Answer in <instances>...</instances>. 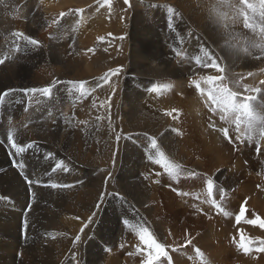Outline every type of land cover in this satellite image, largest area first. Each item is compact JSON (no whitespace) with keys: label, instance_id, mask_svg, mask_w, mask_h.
<instances>
[{"label":"bare ground","instance_id":"6f19581e","mask_svg":"<svg viewBox=\"0 0 264 264\" xmlns=\"http://www.w3.org/2000/svg\"><path fill=\"white\" fill-rule=\"evenodd\" d=\"M21 1L6 0L4 8L11 9V6L13 7ZM39 1H41V3L38 2L39 6L31 2L20 14H13L14 19L10 20V24L4 29L1 28L5 22L2 17L3 12L0 10V59L6 57L5 62L0 64V94H5L3 101H0V256L1 253L4 254L0 257V264H142L147 251L138 252L136 257L130 255L127 258L124 250H109V241L112 236L110 232L106 233V243L99 246L95 242V244L89 243L88 218L89 211H91L89 205L91 204V207L93 205L96 198L95 192L101 191L99 186L105 173H107L106 175L111 173L110 178H108L109 175L108 177L104 176L105 179H109L108 184L110 185L111 178L115 177L119 182L117 185H120L133 201L129 202L124 200L125 198L121 199L118 194H111L109 188L102 189L106 193L103 199L106 197L107 199L101 215V224L108 223L107 226L115 238L114 245L116 238H119L120 234H124V232L121 233V226L120 228L118 226L119 215L123 216L124 213H127L131 218L139 220V217L145 218L139 212L149 215L152 210H156L155 207L146 205L140 198L148 195V187L141 184L140 180L137 183L134 181L138 176L145 180L144 172L146 171L148 174L149 168L147 155L150 154H147V150H149L150 142L137 137L138 135L145 133L152 135V139H156L160 149L168 157H173L175 160L177 157L178 161L183 163L187 158L184 150L179 148L178 151L175 137L170 136L168 139H164L171 134V130H166L170 128L171 124L163 116L162 111L157 110V105L155 106V100L157 101L155 95L157 94L156 91H152L154 86L151 81L160 77L173 78V88L179 93L183 90L185 80L190 74L186 65L179 58L175 59L171 53V55L168 53L159 36L167 33L168 38H172V41L176 40L181 45L178 47H182L188 38L185 36L187 29L185 25L188 21L191 27L204 35L209 44L215 48L214 52H206L203 49L201 51L203 53L200 54L222 55L225 61H222L223 65H220L234 76L235 73L231 67L234 61H239V58L236 57L237 51L231 44L232 42L230 43L226 38L218 35L217 26L206 13L209 8L204 7L207 0H166L165 3L162 0H132L128 29L123 20L119 24L107 25L108 19L106 20L104 16L105 6L102 2L90 12L89 9H86L84 14L79 12V15L76 16L72 8L86 6L85 1ZM73 5L75 7H71ZM158 5L171 8L170 13H175V10L180 11L182 17L178 18L174 24L168 23L167 19H162L160 17L162 14L154 18L148 17L146 14L150 10L162 9ZM207 5L210 4L207 2ZM90 18L92 19L89 21ZM112 20L115 22L116 16ZM172 20L169 21L172 22ZM89 22L94 23L97 30L106 32L108 37H106L107 35L100 38L94 37V35L89 36L91 32L87 34L84 31ZM31 24L33 28H31ZM77 25L82 28L77 29ZM97 30L96 32H99ZM18 33L32 37L31 39L37 40L39 44H31L28 39L23 41ZM89 39H93V41L89 42ZM196 47L199 49L201 44L197 42ZM13 48L14 54L11 51ZM124 63L129 64L130 71L135 73H128L127 82L131 93H126L124 89L119 98L121 100L118 110V113L120 111L121 114L120 120L118 114L114 115L109 111L108 96L111 97L112 92L107 81L113 78L110 74L118 72V69L114 72L111 70ZM205 63L210 62L205 61ZM263 66V63H247L244 65L245 68L239 69V71L243 74L244 70H255ZM205 68L204 72H209L205 75L217 72L214 68ZM141 76L145 78H140ZM141 79H146L150 83ZM145 86L150 87V91L148 90L147 93L144 92V89L147 88ZM44 88L50 89V94L45 95L42 91ZM29 89L36 91L31 92L28 91ZM184 95L186 97L187 94ZM198 98L189 97L181 100L189 108L187 113L194 120H199L200 108L207 105L206 102L198 104ZM258 98L260 97L258 96ZM164 99L169 101L167 96ZM252 104L255 107L254 101ZM156 128H161L159 134L155 132ZM126 130L133 132L131 137H122L123 131ZM9 134L19 145L26 147L31 144L32 147H26L23 154H16L7 140ZM134 135L137 136L133 137ZM210 142L208 147L202 146L206 148L204 151H210L211 157L219 159L217 157L219 155H214V151H217L214 148V143L211 140ZM151 149L152 152L156 151L152 147ZM93 150H100L101 153L89 156V152ZM198 151L196 150L197 153ZM200 153H198V157L204 155L203 150H200ZM222 153L223 151H221ZM263 153L261 152V156H264ZM260 158L262 159V157ZM217 159L215 160L218 164L220 160L217 161ZM19 164L24 165L23 173L18 167ZM217 164L212 166L213 170ZM222 165L220 164V166ZM225 166L227 165L223 167ZM213 172L211 171V173ZM236 172L238 173V170ZM208 173L210 174V171ZM222 174H215L218 176V182L223 179L224 175ZM236 176L238 175L236 174ZM25 177L32 183H28ZM233 181L231 180L230 183ZM66 182H69L70 186L72 184L74 186L67 194L63 189L65 191L62 194L65 193V195L62 196L59 193L61 196L59 195L57 199L48 198L49 194L46 198L44 195L38 194V189L44 186L43 183L45 189L49 184L54 183L60 185L59 188L62 190ZM159 183L173 189L172 184H165L161 176ZM112 186L110 188H113ZM69 187L68 189H70ZM53 189L50 187L51 194ZM151 196L150 201L155 197ZM143 199L145 200V198ZM169 199L165 200L163 197H159L161 200L159 202L164 200V204L167 202V207L174 210L171 204L173 201L170 197ZM108 202L114 206L109 212ZM159 202H156L157 205L160 204ZM115 203L117 205H114ZM16 206L20 207L18 211L20 216L18 217L15 216ZM157 211L153 212L154 220ZM173 213H176L177 217V211ZM195 221L200 223L198 219ZM25 222H27V227H25ZM176 226L177 223L174 227L176 228ZM175 228L172 229H182L183 232L187 226ZM169 229L171 230V228ZM155 230V237L158 236L163 241L165 234H163V227L160 226V223L155 226ZM191 230L193 231V229ZM17 231L18 237L15 235ZM174 232L171 233L176 235ZM77 235L81 237L79 242H75ZM11 238L16 239L21 246L22 251H19L21 253L13 252L6 255L7 250H2L4 247L16 246L13 245V242L6 243V240ZM210 257L216 259L214 254ZM209 263L212 264L210 261ZM196 264H201V262Z\"/></svg>","mask_w":264,"mask_h":264},{"label":"rangeland","instance_id":"374dc122","mask_svg":"<svg viewBox=\"0 0 264 264\" xmlns=\"http://www.w3.org/2000/svg\"><path fill=\"white\" fill-rule=\"evenodd\" d=\"M0 1H1L0 10H2L3 12L2 17L5 22V24L1 26V28L3 29L7 27L8 24H10L9 22L10 20L14 19V16L12 15L20 14L22 11L26 9L25 7L29 5V3L33 2L35 3V5H38V6L41 3V1L39 0H37V2L36 0H33V1L22 0L21 2L16 3L13 7L11 6V9H10L6 7L4 8L5 6L4 3H6L5 2L6 0H0ZM83 1H85V3L87 4L84 7L77 8L75 7V5L71 6V7H75L72 9L76 13V16L79 15V12L84 14L86 9L87 10L89 9V12H90V10H92L93 8L94 9L96 8V5H99L101 2L102 4L104 3V0H83ZM162 1L165 3L166 0H162ZM131 2L132 0H129V2L126 4L124 0H110V4L104 3L103 4L105 6L104 16L106 17V20L108 19L107 25L109 26V24L111 25L113 23L119 24L120 21L123 20L124 25L127 26V29H128L129 19L131 16V9H132ZM207 2L210 5H207ZM231 3L235 8L234 7L233 8H229V7L221 8L218 4V0H207L206 3H204V7L206 9L209 8L207 10L208 12L206 13L210 16V20L213 21L218 28V35L222 38H226L228 42L230 43L232 42L231 44H233L234 49L237 51L236 57L239 58L238 59L239 61L238 62L234 61L235 64L233 63L231 67V70L235 73V76L233 74H229L225 68H224L223 73L215 72V73H210V74L211 76L223 75L225 77L223 83L226 84L233 91L238 92L239 94L237 97L238 102H243L246 97H254L256 99L252 101H254V104L256 103L257 105V106L255 105L256 110L264 111V109L260 107V105L264 104V84H261V81H264V66L259 69L257 68L255 70H252V69L244 70L243 74L241 73V71H239V69L245 68L244 65L247 63L254 62L257 64H261V63L264 64V58H263L264 53H262L259 48H255V47L250 48L252 43H261L260 37L258 35V29H257V32L254 33L250 29L245 28L244 23H243V17L242 16L237 17L235 15V11L237 9H241L244 7L241 4L240 0H231ZM158 6H161L162 9L161 10H150L146 15L150 18H154L162 14L160 15V17L165 20L167 19L168 20L167 22L170 24L176 23L178 21V18L182 17V13L180 11L175 10V13H176V16H175V13H170L172 11L171 8H168L165 6L163 7V5H158ZM27 12L30 13L29 10H27ZM220 12L226 13V18H222L218 14ZM249 15H251V13H249ZM114 16H116L115 22L112 20ZM91 19L92 18H90L89 21ZM170 19H173L172 22L169 21ZM6 21H7V24H6ZM255 23L259 24L258 16L255 18ZM185 26L187 28L185 31V36L186 38L187 37L188 38H187V41L182 46L183 48L178 47L181 45L176 40L172 41V38H168L167 37L168 35H166L167 33H164L163 35L159 36L164 42V45H165L164 48L165 49L167 48L166 50L168 51V53L169 54L171 53L172 57L175 59L179 58V60H181V62H183V64L186 65V67L188 68V73L190 75L189 77H187V79L185 78L186 82L184 83L185 85H183V88H182L183 90H181L179 93H177V90H174L173 88L174 79L173 78H168L169 79L168 80L167 78L160 77L158 79H152L151 83L153 82L154 88L159 89L158 91H156L157 95H155L157 99V101L155 100L156 102L155 106L157 105L156 107L157 110L162 111L163 116H165L168 119L169 123L171 124V126H169L170 128L166 129L167 131L171 130V134L166 136L164 139L166 140L170 136L175 137V141L178 144L177 145L178 151H179V148L184 150L185 154L187 155V158L184 159L185 162L183 163L182 161L181 162L178 161L177 157H175L177 159L175 160L173 157H168L165 154L166 157L172 163L178 164L180 166V169L178 170V174L166 173L163 167H161L160 165L154 164L152 161H150L147 158L148 163H149V168H148V174H146V171L144 172V177L146 179L143 180L142 177L139 178L138 176L136 180L134 181L135 183H137L140 180L141 184L145 185L146 188L148 187L147 188L148 195L145 197H140V198L142 201L146 203V205L151 206V207L153 206V208L155 207L154 209L156 210H152L149 213V215H146V213H141L138 211L141 216L143 215L145 217V218L139 217V220H137L138 218H136V220L131 218V216H128L127 213L123 214L124 217L118 214L120 216V223L118 224V226L119 228L121 226V233L124 232V234L123 233L120 234L123 238L120 235H119L120 239L116 238V244H115L116 246L113 243V241H115V238L113 237L114 235L109 230V227L107 226L108 223H105L104 225L101 224V221H102L101 215L104 211V204L106 203V199H107V197L103 199L106 193H104L102 189L104 190V189L109 188L110 189L109 192H111V194L112 193L118 194L121 199L125 198L124 200L126 201L128 200L129 202H131L132 199L125 193V191L120 185H117V183L119 182L116 180L115 177L111 178L112 183L109 185L108 178L111 177L110 175L111 173L110 174L108 173L109 177L108 175H106L107 173H105V175H103L102 183H100V186H99L101 188L100 189L101 191L98 193L95 192L96 198L93 202V205L92 207H91V204L89 205L90 207L89 210H91L89 211V215L92 217V222H89V243L95 242L97 246L106 243L107 242L105 240V238L107 237L106 233L110 232L112 236L109 241V245H110L108 247L109 250H112V249L113 250H124L125 256L127 258H129L130 255L132 257H136V255H138L140 252L144 253L148 251V249L143 244V242L139 240L134 229L144 226L154 235L156 233L155 226L160 223V226L162 225L163 227V231H164L163 234H165L163 236L164 240L161 241L157 235H156L157 237L155 238L156 239L158 238L157 241L158 242L161 241L160 243L166 246V251L169 253L172 264H196L197 262H201V264H204V263L210 264L209 261L212 264H220V263L221 264H264V252L257 250L261 247H264V228H260L258 224L251 225V224L246 223V220L255 219L256 217H260L262 220H264V156H261V152L262 153L264 152V144L261 145V143L264 141H261L259 144V148H260V151H259L260 155H259L257 151V144L255 143V141L249 142L245 138L244 133L246 131V125L244 123L241 124L240 131H237L236 125L234 123L228 122L229 120L234 119L232 115H229L227 121L220 119V116L222 113L220 112L219 108L208 99V96H207V91L210 86L208 84H205L202 80V77L210 76V74L205 75L206 73H209V72H204L206 71V68L203 67L202 64H197L195 62V59L199 57L202 61L204 62L208 61L211 63V61L207 60L206 55H201L203 53L201 51L204 49L206 52H214L215 48L211 44H209L208 40L204 37V35L200 34L197 30L195 31L191 27L188 21ZM31 28H33L32 24H31ZM76 28L81 29L82 27H80V25H77ZM96 30L97 28H95V24L94 23L91 24L89 22V25L86 26V29L84 31H86L87 34L91 32L89 33V36L94 35V37L96 36L98 38H100L103 35L104 36L107 35L106 32H103L101 30H100L101 32L99 30H97L99 32H96ZM20 37L21 39L23 38V41L24 39L32 38L25 34H23ZM106 37H108V35ZM92 41L93 39H89V42H92ZM197 42L201 44V47L199 48L200 51L196 47ZM245 48L248 49L247 50L248 52L244 50ZM11 51L13 54L15 53L14 48ZM177 54H180V55H177ZM211 56H213V58L217 56L215 59L217 60L219 64L223 65L222 61H225V59L222 55L216 54V55H211ZM90 59L91 58L89 56V60ZM116 69H118V72L115 73L114 75L110 74L113 76V78H110L107 81L110 91L112 92V96L111 97L108 96V105H109V111L114 115L118 114L121 120L120 111L118 113V110L121 106V100L119 98L121 97V94L123 93L124 89L126 93H131L130 88L128 86V82H127L128 73L134 74L135 72L130 71V65L125 64V63L117 65L111 71L114 72ZM250 73L251 75H249ZM140 78H145V77L141 76ZM142 81L149 82L146 79H143ZM194 82L200 83L201 88L204 90L203 95L200 93V91L196 89ZM149 86H145V88L147 87L146 89H144L145 93L150 91ZM252 89H260V91L258 93V92L252 91ZM183 93L187 94L186 97ZM166 96L169 98V101H165L164 98ZM258 96L260 98H258ZM189 97L198 98L197 99L198 104L205 103V102L207 104L206 106L203 105L200 108V112L198 115L199 120H194L191 115H188L187 111H189V108L185 104H183V102L181 101ZM122 103L124 102L122 101ZM171 109H174L175 111H172ZM169 112H171L172 114L167 115L166 113H169ZM200 115H202V118H200ZM214 115H217V116L211 117ZM223 128L228 129L230 140L224 137V134L222 132ZM160 129L161 128H156L155 132L159 134ZM117 133H118V130H117ZM132 134H133L132 131L126 130V131H123L122 137L128 138V137H131ZM146 134L147 133L141 134L138 136L134 135L133 137H136V136L141 137L147 142H150L149 143L150 145H148L149 150H147V154H150L151 156H155L156 151L152 152L151 151L152 149L150 147L153 136L146 135ZM257 135H258V130H257ZM210 140L214 143V148L217 149V151H214L215 153L214 155L216 156L219 155L217 156L219 159L215 157L214 158L217 159V161L220 160L218 164L216 163V160L213 157H211L212 155L210 154V151H206V150L204 151V149H206L204 147L209 146L208 144ZM260 145L261 147L263 146V148H261ZM199 149L203 150L204 152V155H202L201 157H198V155L201 154ZM196 150L197 151L199 150L198 151L199 154L196 152ZM221 151H223L222 154H221ZM100 153H101L100 150H93L89 152V156L99 155ZM195 153L197 156L195 155ZM190 154H192L195 157H193ZM150 155H147V157H149ZM209 156L211 159L209 158ZM247 156H249L251 159ZM260 157H262L263 160ZM212 161L215 164H217L214 168V170L217 168L215 172H213L214 171L213 167L215 164ZM222 163L224 164L222 165ZM206 164H208L209 166ZM220 164L222 166H220ZM224 165H227V166L223 167ZM205 166H207V168H205ZM203 168L206 171H203L204 170ZM235 170L236 171L238 170V173ZM209 171H210V174L208 173ZM211 171L213 173H211ZM217 173H223L222 175H224L223 179H221L219 182L217 181L218 176L215 175ZM236 174L238 176H236ZM104 176H107L108 178L105 179ZM160 176L162 177V180L164 181L165 184L171 183L173 189L169 188L168 185L166 186L160 185L159 183ZM230 179L234 181L230 183L231 181ZM208 180L213 181V193L211 196H209L208 190H207ZM43 185L45 186L44 183ZM49 185H52V184H49ZM49 185L48 187H46V189L49 188L48 190H46L44 186H42L43 188L42 187L39 188L38 194L44 195L45 198L47 194H49V196H47L48 198L57 199L60 195L59 193H61L62 196L65 195V193L66 194L70 193L69 190H71L72 186H74V184L70 186V183L66 182L63 185L64 188H62V190L61 188L56 187V189L55 188L54 189L55 190L58 189L57 192H55V190L53 189L54 191L52 190L53 193L51 194ZM111 186L113 188H110ZM68 187L70 189H68ZM63 189L66 190L64 194H62V192L65 191ZM241 193L242 194L244 193V194L241 196L240 195ZM151 195L155 197H153L152 200L150 201L152 197ZM159 197H163L165 200H170L169 197L171 198V200L173 201V203L171 204L174 210L177 211L178 213L177 217H176V213H173L175 211L167 207V202L165 204L163 202L164 200H162L163 204H161L162 202H159L161 201L159 200ZM143 198H145V200ZM213 201L215 202V204L213 203ZM156 202L157 203L159 202L160 204L157 205ZM114 205H117V204L115 203ZM215 205H220V208L218 209L217 207H215ZM241 206H243L246 209L245 218L242 219L240 223H237L235 220V217L236 215L239 214ZM113 207L114 206L112 205V203L108 202V208H109L108 212L111 209H113ZM16 209H17V212L15 213V216L18 217L20 216L18 212L20 207L16 206ZM115 209L117 208L115 207ZM160 210H163V211H160ZM169 210H171L172 212ZM154 211H157V214L155 216V220L157 221H155L153 218ZM225 212H227L228 215H225L224 214ZM25 213H27L26 210H25ZM150 215H152V217H150ZM145 219L148 221L144 222L146 221ZM197 219L198 221H200V223L195 221ZM125 220H128V222L132 224L131 225L129 224L128 227H125V224H124ZM185 222L186 224H184ZM18 223H20L19 219H18ZM176 223H177L176 228L180 226L181 227L183 226L184 228V226H187V229H185V231L183 230V232H182V229L177 230L174 227ZM169 228H171V230ZM172 228H175L176 230ZM191 229H193V231ZM100 230L102 231L99 232ZM170 231L171 232L175 231L174 233L176 235H174ZM15 233H16L15 235L18 237V231ZM165 238L167 239V243H166ZM13 240H14L13 238L6 240V243L11 244L13 242V245L14 244L16 245V246H11V247L8 246L9 248L4 247L2 250H7L6 255L13 253V252L17 253L19 251H22L21 246L18 244L16 239L14 241ZM189 241H191V243H188ZM242 243L244 244L245 247L248 248L247 252H245L244 249L241 247ZM84 247H85V244H84ZM138 247L142 250V251H139V253L137 251ZM68 250H71V248H68ZM213 254L215 255L216 259H212L210 257ZM2 255L4 254L1 253V256ZM208 255L210 256L208 257ZM156 264H169V262L166 259L162 258V262H156Z\"/></svg>","mask_w":264,"mask_h":264},{"label":"snow or ice","instance_id":"6c2138e0","mask_svg":"<svg viewBox=\"0 0 264 264\" xmlns=\"http://www.w3.org/2000/svg\"><path fill=\"white\" fill-rule=\"evenodd\" d=\"M124 2L127 4L129 0H124ZM241 4L244 6L241 9H237L235 11V15L237 17L242 16L243 17V23L244 27L247 29H250L254 33L257 32L258 29V35L260 37L261 43H252L251 47L259 48L262 53H264V0H240ZM105 4H110V0H104ZM218 4L221 8L223 7H229L233 8L234 6L231 3V0H218ZM246 9V10H245ZM251 13V15H249ZM222 18H226V13L220 12L218 13ZM64 15V14H61ZM259 17V24L255 23V18ZM18 35H23L22 33H18ZM29 43L37 45L39 44L38 41L28 38ZM245 51L248 49L245 48ZM207 60H210L211 63H205L202 61L199 57L195 59V62L197 64H202L203 67H211L214 68L217 72L223 73L224 68L217 62L213 56L209 54H205ZM5 59H0V64H3L5 62ZM115 73H113L114 75ZM251 75V73L249 74ZM107 79V77H105ZM225 77L223 75L218 76H207L202 77V80L205 84H208L210 87L207 91L208 99L216 105L220 112L222 113L220 116L221 120H228V116L232 115L234 117L233 120L228 121L230 123H234L236 125V130L240 131L241 124L244 123L246 125V131L244 133L245 138L249 142L255 141L257 144V151H260L259 144L261 141H264V111H257L256 108L251 103L252 100H254V97H246L243 102H238V92L233 91L231 88H229L226 84L223 83ZM195 87L200 93L203 95L204 90L201 88L200 83L194 82ZM261 84H264V81H261ZM81 88H83V85H81ZM159 89L154 88L152 91H158ZM247 90V89H246ZM28 91L35 92V89H29ZM43 93L45 95L50 94V89L44 88L42 89ZM252 91L258 92L260 89H252ZM5 94H0V101H3ZM262 109H264V104L260 105ZM175 111V110H173ZM167 115H171L172 113H166ZM246 118V119H245ZM258 130V135H257ZM222 132L224 134V137L226 139L230 140L228 129L223 128ZM8 142L10 143L11 147L15 150L16 154H23L26 151V147L30 148L32 147L31 144H28L26 147L21 146L18 143H16L13 140V137L11 134L7 137ZM151 147L156 150L155 156H149L148 159L152 161L154 164L160 165L163 167L164 171L168 174H178V170L180 169V166L178 164L172 163L165 155L164 151H162L157 144V141L155 138L151 141ZM18 167L20 168L21 172L23 173L24 165L19 164ZM27 181V177H25ZM28 183H32V181H27ZM50 187H60V185L52 184ZM207 190L209 196L213 193V181L208 180L207 181ZM215 204V202L213 201ZM218 209L220 208V205H215ZM245 211L246 209L241 206L239 214L236 215L235 220L237 223H240L242 219L245 218ZM225 215H228L227 212L224 213ZM89 222L92 221V217L90 216ZM246 223L251 225H259L260 228H264V220H262L260 217H256L255 219L246 220ZM125 227L129 226L128 220L124 221ZM25 227H27V222H25ZM83 231V229H81ZM136 235L138 236L139 240L143 242V244L147 247L148 251L146 253V258L142 261V264H156V262H162V258L166 259L169 264H172L171 258L169 256V253L166 251V246L160 242L157 241L155 236L145 227H138L134 229ZM81 237L77 235L75 237V242H79ZM188 243H191L189 241ZM241 247L244 249L245 252L248 251V248L244 246V244H241ZM258 251L264 252V247H261L257 249ZM137 251H142L139 247Z\"/></svg>","mask_w":264,"mask_h":264}]
</instances>
